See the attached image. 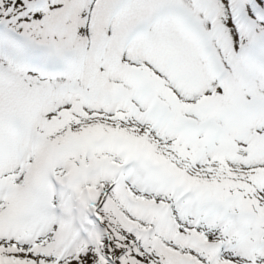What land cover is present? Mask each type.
<instances>
[{
	"label": "snow or ice",
	"instance_id": "1",
	"mask_svg": "<svg viewBox=\"0 0 264 264\" xmlns=\"http://www.w3.org/2000/svg\"><path fill=\"white\" fill-rule=\"evenodd\" d=\"M0 264H264V0H0Z\"/></svg>",
	"mask_w": 264,
	"mask_h": 264
}]
</instances>
